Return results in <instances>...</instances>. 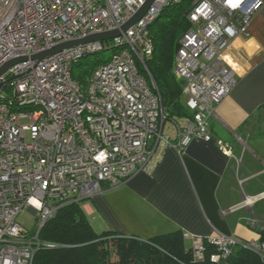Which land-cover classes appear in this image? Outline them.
<instances>
[{"label": "built area", "instance_id": "1", "mask_svg": "<svg viewBox=\"0 0 264 264\" xmlns=\"http://www.w3.org/2000/svg\"><path fill=\"white\" fill-rule=\"evenodd\" d=\"M145 0H0V264H32L51 247L40 231L63 206L80 202L150 171L159 146L182 152L194 139H211L209 121L236 82L224 52L248 31L264 0H194L187 11L174 72L183 80L182 98L192 116L168 119L161 95L145 64L153 41L149 26L175 0H152L125 31L107 40L32 58L63 41L119 28ZM115 48L84 83L71 67L86 53ZM36 215L34 227L17 216ZM256 217L248 219L254 227ZM193 254L203 258V237L191 236ZM217 261L233 245L255 251L264 261V226L257 238L238 240L217 232L207 237Z\"/></svg>", "mask_w": 264, "mask_h": 264}, {"label": "crops", "instance_id": "2", "mask_svg": "<svg viewBox=\"0 0 264 264\" xmlns=\"http://www.w3.org/2000/svg\"><path fill=\"white\" fill-rule=\"evenodd\" d=\"M224 59L236 82L209 121L211 139H194L178 152L168 123L169 143L159 146L150 171L81 201L95 231L149 239L179 230L188 245L191 236L217 232L240 241L259 236L264 226V205L255 208L264 198V4ZM252 217L258 219L254 227L248 223Z\"/></svg>", "mask_w": 264, "mask_h": 264}, {"label": "trees", "instance_id": "3", "mask_svg": "<svg viewBox=\"0 0 264 264\" xmlns=\"http://www.w3.org/2000/svg\"><path fill=\"white\" fill-rule=\"evenodd\" d=\"M193 1L170 2L149 26L153 48L144 60L168 119L192 116L184 105L183 80L174 72V59L181 36L190 28L187 11ZM114 51L115 48L109 47L84 54L72 64V78L84 83ZM40 236L54 245L40 249L32 264H264L255 251L241 243L233 245L229 255L214 261L211 255L218 250L207 237H203V258H196L192 244L185 243L179 230L149 239L124 235L112 229L97 232L81 201L61 207L45 222Z\"/></svg>", "mask_w": 264, "mask_h": 264}, {"label": "water", "instance_id": "4", "mask_svg": "<svg viewBox=\"0 0 264 264\" xmlns=\"http://www.w3.org/2000/svg\"><path fill=\"white\" fill-rule=\"evenodd\" d=\"M152 0H145L144 3L136 10L135 13H133L126 21H124L119 28L101 31V32H95L88 34L84 37L73 39V40H67L60 42L58 44L53 45L52 47L43 50L41 52L33 54L32 58L41 59L43 57H46L52 53L61 51L65 48H69L71 46L84 44L91 41H99V40H107L110 39L116 35H119L121 31H125L130 25H132L134 22H136L147 10ZM26 57H16L12 58L8 61H6L4 64L0 66V75L3 74L13 63L23 60Z\"/></svg>", "mask_w": 264, "mask_h": 264}, {"label": "rangeland", "instance_id": "5", "mask_svg": "<svg viewBox=\"0 0 264 264\" xmlns=\"http://www.w3.org/2000/svg\"><path fill=\"white\" fill-rule=\"evenodd\" d=\"M262 118L264 119V112L262 113ZM258 205H264V198L261 199V200H259V201L257 202L255 208H257ZM255 212H256V211H255ZM256 213H257V212H256ZM259 215H260V213H259ZM89 219H90V217H89ZM263 219H264V215H263ZM17 220H18L22 225H24L25 227H27V228H32V227H34V223H35V221H36V215H35L32 211H30L29 209H27V208L25 207V208H24L22 211H20V213L18 214V216H17ZM93 226H94V228H96V230H99V229H97L96 225H93Z\"/></svg>", "mask_w": 264, "mask_h": 264}]
</instances>
